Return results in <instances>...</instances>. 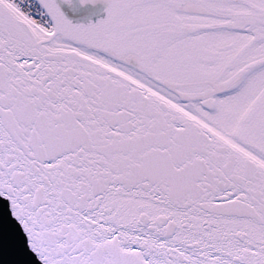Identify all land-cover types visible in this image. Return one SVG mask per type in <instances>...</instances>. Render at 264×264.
<instances>
[{
	"label": "snow or ice",
	"instance_id": "obj_1",
	"mask_svg": "<svg viewBox=\"0 0 264 264\" xmlns=\"http://www.w3.org/2000/svg\"><path fill=\"white\" fill-rule=\"evenodd\" d=\"M0 264H264V0H0Z\"/></svg>",
	"mask_w": 264,
	"mask_h": 264
},
{
	"label": "water",
	"instance_id": "obj_2",
	"mask_svg": "<svg viewBox=\"0 0 264 264\" xmlns=\"http://www.w3.org/2000/svg\"><path fill=\"white\" fill-rule=\"evenodd\" d=\"M104 8L103 4H96L94 6L89 5L79 10L78 15L72 17L69 14V18L74 19L76 22L87 23L89 21L95 23L98 19H102L104 17Z\"/></svg>",
	"mask_w": 264,
	"mask_h": 264
}]
</instances>
